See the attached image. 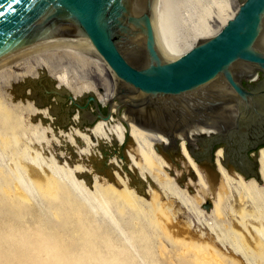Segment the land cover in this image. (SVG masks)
Returning <instances> with one entry per match:
<instances>
[{"label":"bare ground","instance_id":"1","mask_svg":"<svg viewBox=\"0 0 264 264\" xmlns=\"http://www.w3.org/2000/svg\"><path fill=\"white\" fill-rule=\"evenodd\" d=\"M239 6L240 0H155V24L161 49L171 58L184 55L196 45L198 40L207 38L213 33L214 19L211 15L235 14ZM43 74L47 77V81L44 79L47 83L44 81L43 85L54 84L57 81L56 89L63 88L76 99L93 93L99 99L101 107L114 97L118 89V80L106 62L95 50L83 45L53 44L24 53L1 64L0 122L12 123L17 118L18 112L26 113L29 117L37 120L35 125L31 124L29 126L28 132L31 133L32 137L29 138L30 143L26 146V149H30L32 145L39 148L49 145L50 140L47 134L53 133V128L56 127L55 124H62L63 118L66 116L55 118L56 116L52 115L50 108H39L37 103L34 104L29 101L24 105L22 101L5 105L4 95H8L5 89L10 90L11 87L10 92L16 99H29L21 97L24 96L22 92L24 86L30 83L29 80L43 78ZM35 89L42 90L43 88L38 84ZM100 90H103V93H100ZM28 92H25V94H30ZM37 95L40 103L47 100L41 93ZM50 101L46 104L51 105L54 102L57 106H61L56 102L53 95L50 96ZM116 112V108H113L109 121L100 119L93 126L82 129L79 124L83 119L79 117L77 110L76 115L71 120L77 128L69 129L68 133L62 130L61 132L56 131L55 136L56 141L60 139L59 142L62 141L67 146L78 148L77 156L78 154L79 157L91 156L93 160H97L92 152V148L97 143L100 145L99 149L101 150L106 144L115 143L121 148L123 146L122 157L117 155L118 159L110 158L111 160L107 163L108 171L106 175H109L108 180L101 181L98 175H91L90 177L89 172L91 170L80 163L67 170L69 178L67 183L56 175L57 172L59 173L62 170V167L57 165L56 157H53L54 159L50 158L51 163H48L47 157L43 156V153L38 150L30 149L32 154L27 151L15 152L16 155L14 154L13 158L14 175L11 176V180H6L3 185H0V205L9 202L11 205L10 210L6 208L8 210L5 209L4 211L8 212L9 215L12 214V221L3 225L4 228L8 227L7 229L11 231L17 229V225L15 226L13 221H19L18 216H16L17 213H15L18 207H24L26 210L32 208V189L26 182L30 183L42 197L55 203L58 211L57 217L70 218L72 225H74V228L67 235L71 237L70 241L65 240V244H69L68 250L61 248L59 239L45 242L41 240L39 245H33L28 250V252L31 251V254L39 256L37 259L32 260V264H109L115 258H105L106 254L104 253L107 252L102 251V248L109 245L108 240H101L94 230H91L89 226H84L86 224L84 218L93 220L86 213L88 211L89 215L93 217L101 216L104 218L105 222L100 225V229L106 227L111 230L109 227L114 226L117 230L122 231L123 229L118 224V220L114 218L115 216L109 210V201L122 207L117 213L119 217L123 215L125 208L130 207L136 211L149 210V212L160 213L162 218H158L157 221L162 224L163 228L169 229L175 225L174 217L168 214L164 206L160 204L158 191L150 187L151 185L159 186L163 191L174 189V192L178 194L173 179L166 172L169 167L168 162L159 153L163 152L165 154V147L169 151L176 150L173 148L171 134L162 133L164 131L160 130H163V128L156 127L154 123L147 120L142 121L143 123H137L138 120L136 121L134 117L126 113H121L122 118L119 119L115 116ZM231 113L235 114L234 111ZM90 118L91 116L87 115L84 120ZM47 120L52 123V127L44 125ZM16 122L20 123V119H17ZM198 130L203 131L202 134L206 135L213 133L205 128H196L190 132L194 142H198L199 135L192 134ZM161 134L166 140H162ZM186 137V135H178V138L182 139V156L187 159L191 173H195L199 179L198 184L202 187V194L199 196L197 203H211V208L204 211L216 214L220 218L228 216L225 209H228L226 204H230L228 207L231 214L228 217L231 222H237L238 220L247 231L252 232L254 227L251 223L259 220V218L250 210L248 211L247 208H253L260 200L264 199V185L258 184V180L256 181L255 178L246 181L238 173L237 177L234 178L231 170L226 169L222 164L224 154L223 149L220 148L216 153L217 158L214 164L217 169L213 174L215 173V176L220 175L221 181L219 187L216 188L217 193L213 200L207 199L206 189L208 184L201 171L202 169L187 150L184 141ZM2 141L4 145L10 143L4 137ZM78 144L82 147L80 148ZM256 156L260 177L264 184V147L259 149ZM58 157L60 159L63 156L60 154ZM106 157L108 156L106 155ZM65 163L68 164L67 160ZM128 163L130 164L129 167L127 166ZM122 168L131 175L132 180L122 173ZM133 172L136 173L135 176L132 174ZM82 175H84V178ZM138 176L141 179V184L137 183ZM211 176L212 174L209 177L212 178ZM144 181L151 183L146 191L140 190ZM211 181L213 180L211 179ZM212 186L213 184L209 187L212 188ZM147 195H150V201L146 199L145 196ZM63 197H66L67 201H64ZM204 211L201 212L203 216ZM17 224L19 225V222ZM190 227L192 228V223L189 222L186 232ZM20 228L22 229V227ZM213 230L216 229L213 228ZM255 230L259 231L260 229ZM64 231L67 232L66 229ZM233 233L239 235V238L235 239V246L236 251H240L244 248L243 235H240L237 231ZM206 236L208 240L203 244L195 245V248L188 246L190 248L188 251L192 249V262L223 264L221 254L216 248L217 242L210 234H206ZM183 241L187 243L190 240H186L185 237L184 239L176 238L174 240L175 243H183ZM48 242H51L53 246ZM255 242L257 243L255 252L262 253L264 250L262 240L258 238ZM190 244L193 245L191 242ZM2 247V250L8 248L6 246ZM11 252L15 253V249ZM233 253L237 255L236 252ZM73 254L80 256V263L72 260L74 258ZM16 257V264H24L22 254Z\"/></svg>","mask_w":264,"mask_h":264},{"label":"water","instance_id":"2","mask_svg":"<svg viewBox=\"0 0 264 264\" xmlns=\"http://www.w3.org/2000/svg\"><path fill=\"white\" fill-rule=\"evenodd\" d=\"M154 1L0 0V65L53 44L90 47L118 80L116 94L103 107L93 93L76 99L46 84L45 74L29 80L21 97L42 107L38 93L47 103L55 96L61 106L49 107L53 116H66L58 123L62 128L77 110L84 129L109 121L116 108L119 119L124 111L137 123L147 120L171 134L176 150L165 147L166 155L182 152L178 135H186L197 163L213 169L222 148L224 167L262 183L255 152L264 147V0H240L235 14L211 15L213 33L177 58L160 47ZM38 84L42 90L35 89ZM87 115L91 118L84 120ZM196 128L213 133L199 135L194 143L190 132ZM145 185L140 190L146 191ZM203 208L209 210L211 203Z\"/></svg>","mask_w":264,"mask_h":264},{"label":"rangeland","instance_id":"3","mask_svg":"<svg viewBox=\"0 0 264 264\" xmlns=\"http://www.w3.org/2000/svg\"><path fill=\"white\" fill-rule=\"evenodd\" d=\"M57 84L58 82L56 81L54 85ZM10 90L5 89L8 94L7 96L4 95L5 105H10L19 101H22L23 105L28 101L35 104L34 100L16 99L12 96ZM44 103V106L39 108L44 109L52 107V105H48L46 102ZM122 113H124V111ZM17 119H20V123L16 122ZM36 121L37 120H34L32 117H29L28 114L18 112L17 118H15L12 123L5 124L0 122V185H3V182L6 180H11V176L14 175L13 170H15V166L13 158L16 155L15 152L18 153L27 151L32 154L30 149L42 152L43 156L47 157L48 163H51L50 158L56 157L57 165L62 167V170H60L59 173L57 172L56 175L62 181L67 183L69 182L67 170L80 163L91 170V172H89L90 177L91 175H98L101 181L108 180V176H106L108 169L105 164L99 163V161L104 160L109 162L112 158L118 159V156L122 154V148L120 146L115 143L110 145L106 144L101 150L99 149L100 145L96 142L97 145L92 148V152L94 154V158L97 160H93L91 156L79 157V154L77 156L78 148L67 146V144L62 141L59 142L60 139L59 141H56L55 137L56 131L61 132L62 130L63 132L68 133L69 129L71 130V128L77 127L74 123H71L67 126V128H62L56 123V127L53 128V133L47 134V137L50 140L49 145H45V147L41 146L40 148L36 145H32L30 146V149H26V146L30 143L29 138L32 137L31 133L28 132L29 126L31 124L35 125V123H37ZM44 125L52 127V123L48 120L44 123ZM202 133L204 132L198 130L192 135H200ZM3 137L7 138V141L10 143L4 145L2 141ZM162 140H166L163 135ZM78 145L80 148L82 147L80 144ZM258 151L255 152V154H257ZM159 153L168 162L169 167L166 169V172L170 178L173 179V182L177 187L178 194L174 192V189L163 191L161 187L151 185V183L147 182L145 190L151 185L150 187H153L158 191L159 202L164 206V209H166L168 214L174 217L175 225L169 229L163 228L162 224L157 221L158 218H162L160 213H154L152 211L149 212V210L136 211L130 207L127 209L125 208L123 215L119 217L117 213L118 210L122 209V207L109 201V210L115 216L114 218L118 220V224L121 225L123 230L119 231L114 226L109 227L111 230L106 227L100 229V225H103V222H105L104 218L101 216H97V218L93 217L92 215H89L87 211L86 213L93 220L84 218V220H86V224L84 226H89L91 230H94L101 240H108L109 245L102 248V251L107 252L104 253L106 254L105 258H115L110 261L109 264H203L192 262V249L191 251H188V249L195 248V245H201L207 241L208 238L206 234H210V236L214 238V241L217 242L216 248L221 254L220 257L223 260V264H264V250L262 253L255 252V246L257 244L255 241L258 238L262 240L264 247V199L260 200L253 208H247L248 211L250 210L259 218V220L251 223L254 227L252 232L247 231L238 220V223L231 222V219L229 218L231 211L228 207L230 204L227 203L226 205L228 209H225L226 215L229 217L223 216L220 218L216 214L204 211L205 209L203 206L206 203H197L200 198L199 196L202 194V187L198 184L199 179L195 173H191L187 159L182 156L183 152L178 154L172 153L171 155H166L163 152ZM60 154L63 157L59 159L58 155ZM106 155L108 157H106ZM215 157L217 158V156ZM66 160L68 162L67 165L65 163ZM197 164L200 169H202L201 171L208 184V188L206 189L208 194L207 199L212 201L213 197L217 193L216 188L219 187L221 181L220 175L215 176V173L213 174V172L216 171L217 166L214 164V168L211 169V172L209 167L206 165ZM127 166L129 167L130 164L128 163ZM121 171L127 176V178L132 180L131 175L124 168H122ZM237 173L238 172L231 170V174L234 178L237 177ZM132 174H134V176L136 175L135 172ZM210 174H212V178L209 177ZM240 175L246 181L250 180L246 179L242 174ZM83 176L84 175H82V177ZM211 179L213 181H211ZM257 183L264 185L258 181ZM26 184L32 189V208L30 210H26L24 207H18V210L15 213H17L16 216L19 218V225L17 224V221H13L15 226L17 225L16 230L11 231L10 229H7L8 227L4 228L3 226L12 221V214L9 215L8 212H6L8 210L6 208H9L10 210V203L7 202L0 205V264H16V256L20 254H22V257L25 260H23L24 264H32V260L37 259L39 256L33 255V253L31 254V251L28 252V250L33 245H39L41 240L45 242L47 240L59 239L61 248L68 250L69 244H65V240L68 239L70 241L71 239L70 236H67L74 228L71 219L57 217L58 211L55 203L42 197L30 183L26 182ZM211 184H213L212 188L209 187ZM145 197L148 201L151 200L150 195ZM63 200L67 201V198L63 197ZM5 209L6 211H4ZM203 211L205 212L204 216L201 214ZM189 222L192 223V228H188V232H186L187 224ZM20 227H22V229ZM213 228L216 230L214 231ZM65 229L67 232L64 231ZM255 229H260L261 231H257ZM234 231L243 235L242 243L244 248L240 251H236L235 239L239 238V235L233 233ZM184 237L186 240L190 241L187 243H185V241H183V243L174 242L176 238L184 239ZM190 242L194 246L191 245ZM48 243L50 244L51 242ZM2 246H6L8 248H4V250H2ZM51 246H53L52 243ZM188 246L190 248H188ZM14 249L15 253H12L11 250ZM233 252H236L237 255ZM72 256L74 257L72 260L80 263V256L76 254H73Z\"/></svg>","mask_w":264,"mask_h":264},{"label":"flooded vegetation","instance_id":"4","mask_svg":"<svg viewBox=\"0 0 264 264\" xmlns=\"http://www.w3.org/2000/svg\"><path fill=\"white\" fill-rule=\"evenodd\" d=\"M260 79H261V75L259 74V76H258V80L257 81H260ZM93 112H95V111H93ZM217 152V151H216Z\"/></svg>","mask_w":264,"mask_h":264},{"label":"built area","instance_id":"5","mask_svg":"<svg viewBox=\"0 0 264 264\" xmlns=\"http://www.w3.org/2000/svg\"><path fill=\"white\" fill-rule=\"evenodd\" d=\"M254 80H256V79H254Z\"/></svg>","mask_w":264,"mask_h":264}]
</instances>
